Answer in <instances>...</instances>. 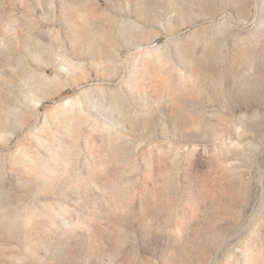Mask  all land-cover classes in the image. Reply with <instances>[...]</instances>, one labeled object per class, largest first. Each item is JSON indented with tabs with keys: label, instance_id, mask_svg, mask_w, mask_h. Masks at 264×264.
I'll return each instance as SVG.
<instances>
[{
	"label": "rangeland",
	"instance_id": "rangeland-1",
	"mask_svg": "<svg viewBox=\"0 0 264 264\" xmlns=\"http://www.w3.org/2000/svg\"><path fill=\"white\" fill-rule=\"evenodd\" d=\"M0 264H264V0H0Z\"/></svg>",
	"mask_w": 264,
	"mask_h": 264
}]
</instances>
